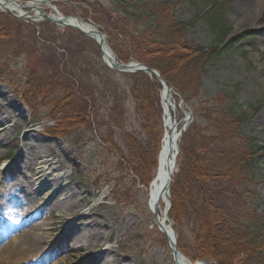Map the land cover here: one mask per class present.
Here are the masks:
<instances>
[{
	"label": "rangeland",
	"instance_id": "obj_1",
	"mask_svg": "<svg viewBox=\"0 0 264 264\" xmlns=\"http://www.w3.org/2000/svg\"><path fill=\"white\" fill-rule=\"evenodd\" d=\"M81 1L54 0L52 3L63 15L75 14L93 22V16L99 12L95 13L93 8L107 12L112 20L119 18L121 24H125L129 20L128 15L133 13L136 19L134 24H129L130 28L150 34L157 32L152 21L149 22L152 29H147L145 12L139 14V11H133L138 6L134 3L136 0H120V3L115 0ZM164 1L169 3V14L174 21H187L196 17L197 11L203 10L212 0ZM220 1H226L231 6L224 18L229 28L228 35L237 37L251 31L256 34V44L248 45L245 40L235 46L227 44L209 60L199 77L201 86L196 87V94L190 93V101L183 105H187L191 112L188 128L198 124L206 126L203 114L208 110L221 112L226 99L232 97L247 108L248 128L257 132L264 141V11L260 16L257 12L252 16H243L239 10L241 0ZM17 2L27 14H32L24 6L27 0ZM40 7L51 11L44 5ZM82 10H87L88 15L83 16ZM253 18L258 19L257 24L246 26L245 23ZM97 26L107 34L104 26ZM184 36L187 41L207 48H217L218 44L222 46L221 42L227 38L222 33L212 32L200 20L187 27ZM64 48H68L69 52L66 53ZM63 60L66 61V69L60 80L68 82L73 76L81 81L93 97L96 114L95 121L89 118L90 122H84L85 119L81 118L77 124L70 126L71 130H67L70 135L61 136L54 131L59 121L50 119L46 108L35 109L21 101L14 92L22 89L29 72L44 79L54 73L56 64ZM104 67L97 44L75 29L63 28L48 21L33 22L29 18H17L0 11V231L6 222H14L18 226L5 238L4 241L9 242L31 225L45 222L46 225L36 232L45 241L59 247L54 255L45 256L44 264H175L166 236L156 227L151 229L148 217L144 216V186L137 180L135 182L132 174L118 170V156L128 154L126 133L143 142L146 136L129 91L130 79ZM112 93H116L121 100L120 125L110 115ZM18 105L24 107L23 112ZM7 122L14 123L15 128L6 129ZM28 132L33 134L32 141L37 143L36 147L46 145L54 151L52 157L57 164L54 173L52 168L45 169L46 165H42L40 169L45 171L37 173L39 178L35 181L36 176H32L29 170L15 169L19 163L30 158L27 151L29 138L27 140L25 134ZM24 134L26 139L23 140ZM56 141L59 144L55 145ZM252 170L253 185L250 179L243 182L236 179L233 183L232 190L236 192L234 205H244V210L248 212L255 208L261 214L264 213V155L257 159ZM42 174L47 181L41 186ZM21 177H27V180ZM20 179L26 184L24 189L15 185ZM56 180L64 183L63 189H60L63 193H70L72 188L78 197H75L77 202L80 199L74 215L67 214L65 207L52 205L54 193L59 189L55 185ZM23 190L29 194L28 202L23 201ZM240 194L247 197L244 202ZM41 206L46 210L43 211ZM82 212L85 215L79 217ZM89 224L105 227L98 246L77 248L70 246L68 241V246L65 242H57L67 229L73 230L71 225L79 229L91 227ZM172 228L178 238V231L174 226ZM179 233L188 241L192 239V226L188 220L182 221ZM49 247L46 246L43 253ZM261 254L264 257V247ZM187 257L193 260L191 253ZM31 260L36 264L35 259Z\"/></svg>",
	"mask_w": 264,
	"mask_h": 264
},
{
	"label": "trees",
	"instance_id": "obj_2",
	"mask_svg": "<svg viewBox=\"0 0 264 264\" xmlns=\"http://www.w3.org/2000/svg\"><path fill=\"white\" fill-rule=\"evenodd\" d=\"M115 1L120 3V0ZM134 3L138 5L134 12H145L147 29H152L149 23L152 21L157 32L150 34L130 28L129 24H134L136 19L133 13L128 15L125 24H121L119 18L112 20L107 12L91 8L95 13L99 11L93 20L106 28L110 45L119 60H136L156 69L182 95L185 103L190 101V93L196 94V89L201 86L199 77L218 49L227 44L235 46L242 40L253 46L256 44L255 34L251 31L226 38L221 42L222 46L216 45L217 48H207L185 39L187 27L195 20L227 37L229 28L224 18L231 6L226 1L212 0L203 10L197 11L196 17L187 21H174L167 1L136 0ZM82 15L87 16L88 11L82 10ZM64 49L69 52L68 48ZM65 62H58L54 73L44 79L29 72L22 89L14 92L29 106L46 108L49 118L59 121L54 131L61 136L70 135L67 130L81 118L84 122H90L89 118L95 121L96 114L93 97L81 81L73 76L68 82L60 80L66 69ZM119 74L130 79L129 91L146 139L143 142L126 133L128 154L118 156V170L132 174L135 182L146 186L156 166L162 135L161 85L143 72ZM112 97L110 115L120 125L121 100L116 93H112ZM203 116L206 126H190L178 143L177 171L170 186L168 213L178 231L177 248L186 257L191 253L193 259L212 260L215 264H264L261 254L264 213L258 214L255 208L248 212L244 205H234L236 192L232 190L236 179L242 182L250 179L253 185L252 169L257 159L264 155V141L248 128L247 108L232 97L226 99L221 112L208 110ZM240 195L244 202L247 197ZM184 220L192 226L193 236L189 241L179 233Z\"/></svg>",
	"mask_w": 264,
	"mask_h": 264
},
{
	"label": "bare ground",
	"instance_id": "obj_3",
	"mask_svg": "<svg viewBox=\"0 0 264 264\" xmlns=\"http://www.w3.org/2000/svg\"><path fill=\"white\" fill-rule=\"evenodd\" d=\"M50 4L48 5V2H41L40 0H27V2L25 3V7L32 8V14L29 15L24 11V7L18 4L17 0H0V11L6 12L7 10L10 11V14H14L20 18H30L33 22H39L41 16L36 7L40 5L48 7L51 10V14H53L55 18H58L59 13H54V11L51 9ZM239 10L243 14V16H252V14L255 12H257L258 16H260L261 12L264 11V0H241ZM257 20V18H253V20L245 23V25H255L257 24ZM69 23H77L83 30L92 31V27L87 23L83 24L76 21H69ZM96 40H98V38ZM103 50L104 59L107 60L109 57H113L112 55H110L109 50L105 48V46L103 47ZM160 100L163 111L162 136L159 151L157 153L156 166L150 179L148 180L147 185L144 187L143 202L145 206L143 208V211L144 216L148 217L149 227L151 229L156 227L164 235L168 234V236H172V227L171 225H169L168 221V178L169 176L172 177L173 173L176 170V152L178 149L177 143L179 140L178 131L179 129H181V127L187 126V124L191 120V116L188 114V110L185 109L182 102H179V100L176 98L174 90L165 89L161 86ZM18 107L22 112L24 111V107H22L21 105H18ZM5 124L6 129L15 128L14 123L7 122ZM25 134H27V140L29 138V146L27 148V151L29 152L30 158L19 163V166H15V169H19L21 171L29 170L32 176H36L34 181L39 178V176L37 177V173L45 171L40 169L42 168V165H46L45 169H49V167L52 168L51 172L54 173L57 169L56 161L52 157L54 151H51V149L46 145L36 147L37 143L35 141H32L33 134H30V132ZM24 139H26V135L23 137V140ZM56 144H59V141H56L55 145ZM39 160L41 161V166H39ZM34 163L36 167L35 165L33 167ZM21 174H23V172ZM44 177H46L45 174H42L40 176V178L43 180L42 183L40 181L38 182V184L41 183V186L44 185L47 181L44 179ZM21 178L27 180V177ZM22 179H20V181L15 185L21 187V189H24V187H26V184H23L24 181ZM58 179L61 178L59 177ZM60 183L61 180H56L55 182V185L58 186L59 189H57L54 193L52 205H55L58 208L65 207L67 214L74 215L78 209L77 207L80 199L77 202V199H75V197H78L76 196V192L72 188L69 189L70 193H68L67 191L63 193V191L61 190L63 189L64 183ZM59 190L60 192H58ZM21 193H23V201L28 202L30 199L29 194L24 190ZM41 209L43 211L46 210L44 206H41ZM84 215V212H82L79 217H83ZM62 220H64V218H62ZM36 225H40V227L37 228ZM36 225H31L26 231L20 232L14 238H12V240H10L9 242H5V238L10 236L13 233V230H15L18 226H16L14 222L10 224H8L7 222L2 224V230L0 231V264H33V260L31 259H35L36 264L39 260V264H44L45 256L48 257V254L54 255L55 253H57L59 246H56L57 244L50 243L49 241H45L43 236L36 232V230L42 229V226H45L46 223L42 222ZM98 225L91 226V224H89V226L91 227L87 226L81 227L79 229H77V227H74V225H71L70 227H73V230L72 228L67 229L66 233L58 237L59 239L57 240V242H65L67 246L71 242L70 246H76L77 248L81 246L89 248L96 247L99 245L100 240L103 239V236L105 234V227ZM70 230H72V232H70ZM66 238H68V240ZM3 241L5 243H2ZM48 245L50 246L49 249L45 253H43V251L46 249V246ZM112 261L116 262V260L114 259ZM176 262L177 264H214L212 261L205 260L192 261L181 255V253L177 254Z\"/></svg>",
	"mask_w": 264,
	"mask_h": 264
},
{
	"label": "water",
	"instance_id": "obj_4",
	"mask_svg": "<svg viewBox=\"0 0 264 264\" xmlns=\"http://www.w3.org/2000/svg\"><path fill=\"white\" fill-rule=\"evenodd\" d=\"M34 1H39V0H34ZM40 1L49 3L52 0H40ZM28 8H29V11H32L31 7H28ZM36 8H37L38 12L40 13L41 20H45V21H48L50 23L57 24L61 27L73 28V29L77 30L78 32H80L82 35L93 39L99 48L102 61L110 69L115 70V71L120 72V73L143 72L149 78H156L163 88L174 90V88L170 84H168V82L164 78H162L160 76V74L158 73V71L155 70L154 68L147 66L146 64H143L141 62H137V61H128V62L119 61L116 58V54L114 53V51H113V49H112V47L108 41L107 35L102 30L97 29L95 23H93V22L88 23L85 20L79 18L77 15H74V14L73 15L72 14H68V15L59 14L58 18H55L53 16V14H51V12H46V11H44V9H42L39 6ZM52 8L55 9L54 5H52ZM55 11H56V9H55ZM6 12L10 13V11H7V10H6ZM57 13L58 12L56 11V14ZM12 15L18 18V16L14 15V14H12ZM69 21H76V22H80L83 24L87 23L92 27V31H85L77 23H69ZM95 36H97V37H95ZM97 38H98V40H96ZM104 46H105V48H107L109 50L110 55L113 56V57H109L107 60L104 59V57H103L104 56V50H103ZM176 94L178 96L179 102H183V98L181 97V95L178 92ZM188 114L191 116V113L189 111H188ZM162 120H163V118H162ZM190 123L191 122H189L187 124V126L190 125ZM185 130H186V127H184V126L181 127V129H179V131H178L179 138L185 132ZM176 153L178 154V149H177ZM172 177H173V175H172ZM172 177L169 176V178H168L169 188H170V185L172 182ZM170 206H171V199H170V195L168 194V211L170 209ZM168 221H169V225H172V221L169 217H168ZM165 236H166L169 248L171 249L173 260H174L175 264H177L176 256L180 252L176 247V234H175L174 230L172 229V236H168V234H166Z\"/></svg>",
	"mask_w": 264,
	"mask_h": 264
}]
</instances>
